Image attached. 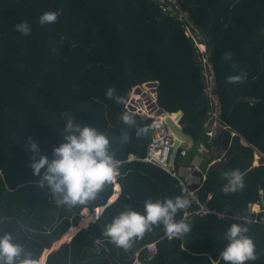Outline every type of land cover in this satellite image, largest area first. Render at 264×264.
<instances>
[{"label": "trees", "instance_id": "trees-1", "mask_svg": "<svg viewBox=\"0 0 264 264\" xmlns=\"http://www.w3.org/2000/svg\"><path fill=\"white\" fill-rule=\"evenodd\" d=\"M172 1L170 8L158 0H0V238L11 234L32 259L39 261L70 229L67 236L86 227L95 209L104 206L99 220L51 252L46 264H135L137 259L140 264H225L220 253L228 243L227 229L233 223L244 225L245 217L251 221L249 232L261 227L264 208L254 214L249 205L260 204L264 190V162L254 167L256 149L264 154V0ZM178 5L182 12L176 15ZM48 11L62 14L57 22L41 26L39 17ZM24 21L31 25L29 36L16 31ZM193 24L206 45L215 99L205 92L204 55L187 33L186 26ZM225 52L232 53L231 60L224 59ZM240 72L247 74L245 82H227ZM148 83L157 84L160 110L184 112L182 123L195 138L186 153L179 150L177 173L192 166L198 144L209 141L206 124L217 100L221 127L208 146L223 151V158L203 167L205 181L191 187L217 214H196L199 206L178 177L152 163L126 160L130 154L143 157L152 138L150 127L137 138L135 128L128 129L120 119L127 111L140 126H149V119L126 109L132 87ZM109 88L125 103L109 99ZM69 120L110 138V151L119 161L118 196L113 184L87 205L58 206L46 182L41 186L45 169L41 176L33 174L29 139L51 161L53 149L65 142ZM122 128L131 135L126 144L120 141ZM237 168L246 187L225 194L222 173ZM112 196L117 200L109 203ZM176 196L191 201L177 221L193 212L185 218L193 224L191 233L182 238L169 239L163 226H154L125 252L105 235L107 225L128 208L143 213L146 200ZM81 214L85 219L80 224ZM155 241L153 256L144 247ZM148 256L154 259L148 261ZM246 264H264V257Z\"/></svg>", "mask_w": 264, "mask_h": 264}, {"label": "clouds", "instance_id": "clouds-1", "mask_svg": "<svg viewBox=\"0 0 264 264\" xmlns=\"http://www.w3.org/2000/svg\"><path fill=\"white\" fill-rule=\"evenodd\" d=\"M61 14V11L44 12L39 17L38 22L41 26L55 23ZM15 28L17 32L24 36H29L32 31L31 25L26 21L18 23ZM204 46L206 49V45ZM204 58L208 60L207 54ZM224 59L231 60L232 53L225 52ZM233 68L235 69L237 66L233 65ZM246 79L247 74L244 72L226 78L229 84L243 83ZM115 91V88H109L106 93L107 97L115 99L119 104L125 103L124 97L115 95ZM149 93L151 95L146 93L144 97H152L153 92L150 91ZM154 102L157 105V94ZM143 118L149 119L147 117ZM214 118L218 119V115ZM120 119L128 129L135 128L137 138H142L149 132V126H140L132 113L126 111L121 115ZM181 124L183 123L181 122ZM216 126L221 127L220 124ZM63 134L65 142L53 149L54 158L51 161L47 156L39 154V146L36 141L29 139L28 142L29 150L33 154L30 157L29 166L33 169V174L36 176H41V170L45 169L44 174L41 176V186L46 182L49 190L57 198L58 206L66 205L72 208L77 205H87L90 201H95L107 185L115 184V186H118L115 182L119 175V161L115 159V153L110 151L111 141L107 134L100 132L95 127L75 124L71 120L67 121ZM130 140L129 131L122 128L120 132L121 143L126 144ZM130 155L135 156V154ZM37 156H39L38 159ZM129 156L126 159L127 161L137 159L128 160ZM199 173H201V170ZM222 176L227 181L222 188L225 194H234L238 191H243L246 187L244 174L238 168L225 171ZM115 200H117V197L112 196L109 203L115 202ZM190 205L191 201L183 196L165 198L155 202L151 199L146 200L143 213L128 208L107 225L105 235L110 238L111 243L118 248H123L125 252L129 251L137 240H143L146 233L152 232L154 226H163V230L169 239L182 238L186 234L191 233L193 224L185 222L183 219L177 221L175 218L179 212L188 209ZM258 205L260 207L259 211L250 212L254 214L260 213L262 207L260 204ZM105 209L97 207L95 209V218H89L90 224L97 222ZM83 211L87 213L88 209L84 208ZM242 219L245 220L244 225L233 223L227 229L226 239L228 243L220 253L225 264H246V262H254L258 259L257 245L247 235L249 229L246 225L251 223V221L247 217ZM255 222L259 221L255 220ZM262 225H264V219L262 220ZM261 252H264V249H259V253ZM22 255L26 258L21 259ZM147 259L151 261L154 257L148 256ZM137 261L138 259L135 264ZM0 264H43V258L39 261L32 259L30 254L24 253L23 246L13 242L11 234H5L0 238Z\"/></svg>", "mask_w": 264, "mask_h": 264}, {"label": "built area", "instance_id": "built-area-1", "mask_svg": "<svg viewBox=\"0 0 264 264\" xmlns=\"http://www.w3.org/2000/svg\"><path fill=\"white\" fill-rule=\"evenodd\" d=\"M208 66H210L208 64ZM205 70L207 71V68L204 66ZM211 70V66H210ZM206 80L208 81V89H207V95L215 99L213 96V89L216 87L214 78H213V73L206 74ZM215 106L219 107V104L217 103V100L214 101ZM151 108L147 109L146 111H143L141 108H139L140 112L146 115L147 118L150 119L149 121V127L151 129L152 133V138L151 141L148 145L147 152L143 157H135L133 155H130L128 160L132 159H140L142 161H147L152 164H155V166L164 169L168 173H171L174 177L180 178L186 176L187 178L184 181H180L184 192L188 193V195L197 203L199 208L196 210V214L198 215H210V214H217L215 211L210 210L207 206L202 204L196 193L197 189L193 190L192 188L195 187L193 186L197 182L203 183L206 179L205 175L199 176V180H197V176L195 175L196 168H193L194 166L191 167H186L182 168L180 170V174L176 172V166H175V159L173 158V149L175 145V134L168 125L166 121V114H160L158 115V107L156 109L150 110ZM218 111V109H217ZM215 112V111H214ZM213 112V113H214ZM155 113L158 116H155ZM218 112L213 114V117H217ZM219 125L218 122H215V126ZM212 133V132H210ZM185 171V174H184ZM179 175V176H178ZM201 185V184H199ZM192 187V188H191ZM193 212L188 213V215H191ZM219 216H222L218 214ZM146 249L151 253V255H156L158 252V247H157V242H153L150 244H147L145 246ZM136 264H140L138 261Z\"/></svg>", "mask_w": 264, "mask_h": 264}, {"label": "rangeland", "instance_id": "rangeland-1", "mask_svg": "<svg viewBox=\"0 0 264 264\" xmlns=\"http://www.w3.org/2000/svg\"><path fill=\"white\" fill-rule=\"evenodd\" d=\"M158 1H160L161 2V4L162 5H165V6H167L168 4H169V6L168 7H170V8H172V5H170V2H173L172 0H158ZM168 1H169V3H168ZM174 14H180V12H182V9H181V7L178 5V6H176L175 7V9H174ZM187 27V33H188V35H190V36H193V38L195 39V41H196V44H197V47L199 48V50H200V53L202 54V56L203 57H205V55H206V49H205V46L203 45V42H201V40H200V38H198V36L200 35V31L196 28V26L193 24V25H188V26H186ZM199 40H200V42H199ZM206 51V52H205ZM202 60V63H203V65L207 68V71L206 72H204L203 71V73H204V79H205V81H206V86H207V88H206V90H205V92L207 93V89H208V81L206 80V74H210V73H213V69H211L210 70V66H208V60H207V58H204V59H201ZM204 70H205V68H204ZM141 88H139L138 87V85L136 84L135 86H133L132 87V92H131V95H130V97H129V99H128V102H127V105H126V109H128V110H130V111H132L133 113H136V114H138V115H140V116H142V117H146V115H144L143 113H141L140 112V110H139V108H141L143 111H146L147 109H149V108H151L150 110H152L153 111V109H156V107H157V105L155 104V102L154 101H156V93L155 92H153V94H152V97H144V96H142V94L143 93H148L149 95H151L149 92L150 91H147L146 89H144V87L143 86H140ZM139 89L142 91V93L139 91ZM211 109H212V111H215L214 113H216V112H219V107H217V106H215V104H212V107H211ZM217 109H218V111H217ZM214 113H210V118H214L213 117V114ZM157 114L158 115H160V114H166V115H168V114H170L169 112H166V111H162V110H160V108H159V110H158V112H157ZM156 113H155V116H158ZM167 118H168V116H166V121H167ZM182 122V121H181ZM168 123V122H167ZM208 123V122H207ZM211 126V125H210ZM219 128L220 127H217L216 129H218L219 130ZM207 129V131H206V133L208 132V128H206ZM213 133V132H212ZM233 134H234V132H232ZM215 135V134H214ZM213 135V136H214ZM208 143H209V141L207 142V141H204V142H202V143H200V144H198V146H197V149H198V154H201V153H203V155H204V152H205V150H206V148L208 147V148H210V146H208ZM183 145H186V146H190V147H193V146H191V145H194V142L191 144V143H184ZM184 150H186L187 151V149L186 148H184L183 149V153H186V152H184ZM219 153V155H221V159L223 158V154H224V152L222 151V153H221V151H219L218 149H214L213 150V152H212V157H214L215 155H217ZM202 156V155H201ZM206 156V155H205ZM261 156V155H260ZM261 159H264V156H261V157H257V155H256V159H255V164H256V166H257V164H258V166H259V164H261ZM218 161H221L220 159H217ZM217 161V162H218ZM259 162V163H258ZM189 167H191V166H189ZM199 166H198V164H197V162L196 163H194V167L193 168H196L195 170H196V172H195V175L197 176V180H199L198 178H200L199 176L201 175H203V174H201V173H199V171L201 170V168H198ZM182 171V170H181ZM179 174H180V171H179ZM199 174V175H198ZM179 176V175H178ZM180 181L182 180V181H184V179H183V177H181L180 176V178H178ZM201 179V178H200ZM115 183H117V180H116V182ZM199 184H203V183H201V182H197V183H195L193 186H195L196 185V187L199 185ZM115 185V184H114ZM116 190H118V186H115V189H114V193H118V192H116ZM185 194H187L188 195V193H185ZM189 196V195H188ZM190 197V196H189ZM106 206H104L103 208H105ZM249 209H250V211H259L260 210V207H259V205L258 204H250L249 205ZM263 209V208H262ZM90 211V210H89ZM81 216V215H80ZM95 218V217H94ZM81 219H82V217H81ZM181 219H183L184 220V218H181ZM263 220V219H262ZM262 222V221H261ZM85 226V225H84ZM262 226V225H261ZM87 227V226H86ZM71 230V229H70ZM69 230V231H70ZM68 231V232H69ZM67 232V233H68ZM78 233V232H77ZM76 233V234H77ZM76 234H74V235H76ZM73 237V236H72ZM71 237V238H72ZM70 238V239H71ZM156 242H158V241H156ZM44 253V252H43ZM43 256V255H42ZM42 258V257H41Z\"/></svg>", "mask_w": 264, "mask_h": 264}, {"label": "water", "instance_id": "water-1", "mask_svg": "<svg viewBox=\"0 0 264 264\" xmlns=\"http://www.w3.org/2000/svg\"><path fill=\"white\" fill-rule=\"evenodd\" d=\"M156 86H157V84L148 83V84H145L143 87L147 91H151V92H155L156 93ZM139 91L142 92L140 89H139ZM142 96H146V94L143 93ZM176 116H177L176 120L173 119V115H171V114H169L168 118H167L168 125L170 126V128L172 129V131L174 132V134L176 136L175 146H174V149H173V158L174 159L176 157V154H177L179 148L184 143H192V142L195 141V138L193 137V135L188 133L187 130H186L187 124L186 123L181 124V121H182V119L184 117V112L181 111V112L177 113ZM1 172H2V170L0 169V173ZM260 195L262 196L261 200H260V206L262 208H264V190L263 189L260 190ZM238 214H240V213L238 212ZM85 228L86 227H81L77 231H74V233L71 234V235L74 236V234H76L77 232H79V231H81L82 229H85ZM71 235L69 234L68 236H66L64 238V240L61 239L62 241L60 240V241L55 242L49 249H46L44 251L43 256H42V258L44 259L43 264H46L47 258H48V256L50 255L51 252L59 249L64 242L70 240V238L72 237ZM247 235L249 236V238H251L253 241L256 242V244L258 245L259 249H264V225H262L259 228L257 233L248 232ZM258 256L259 257H264V252L258 253Z\"/></svg>", "mask_w": 264, "mask_h": 264}, {"label": "crops", "instance_id": "crops-1", "mask_svg": "<svg viewBox=\"0 0 264 264\" xmlns=\"http://www.w3.org/2000/svg\"><path fill=\"white\" fill-rule=\"evenodd\" d=\"M216 121H218L216 118H209L208 119V123L206 124V127L208 128V132H207V134L209 135V136H211L210 138H209V142H211V138L213 137V135L215 134V132L218 130V129H216L217 127H220V126H215V122ZM211 125V126H210ZM210 132H213V134L211 135V133ZM193 143V142H192ZM191 143V144H192ZM183 146V148H186L187 149V151H188V149H190V148H192V147H190V146H186V145H182ZM191 146H193V145H191ZM214 149H217V148H215L214 146L213 147H211V148H206V150H205V152H204V155H203V153H201V154H198V152L196 153V155L194 156V159H193V161H192V166H194V163H196L197 162V164H198V168H201V173H202V168L203 167H205V168H208L209 166H212V164H215V163H217V159H220L221 160V155H219V153L217 154V155H215L214 157H212V152H213V150ZM186 150H184V152H187ZM202 155V156H201ZM206 155V156H205ZM256 155H257V157L259 158V157H261V156H264V154L263 153H261L260 152V150L259 149H256ZM256 155H255V158H256ZM261 155V156H260ZM219 162V161H218ZM261 163L262 162H264L263 161V159H261V161H260ZM259 163V162H258ZM256 166V164H255V162H254V167ZM257 166H258V164H257ZM184 169V168H186V166H182L181 168H180V170L181 169ZM183 171V170H182ZM184 174H185V171H184ZM187 177L186 176H184V180L186 179ZM120 191V187H119V185H118V190H116V192H119ZM117 196H118V193L116 194ZM262 197V196H261ZM210 198H212V196L211 195H209V199ZM186 216L187 215H185L184 216V220H185V218H186Z\"/></svg>", "mask_w": 264, "mask_h": 264}, {"label": "bare ground", "instance_id": "bare-ground-1", "mask_svg": "<svg viewBox=\"0 0 264 264\" xmlns=\"http://www.w3.org/2000/svg\"><path fill=\"white\" fill-rule=\"evenodd\" d=\"M173 119L176 120L174 117H173ZM81 217H82V219H81V221H80V224H81V223L84 221V219H85L84 216H83V214H81ZM89 224H90V223H89ZM87 226H88V225H87ZM72 228H73V227H72ZM67 234H68V233H67ZM67 234H66V236H67ZM66 236H65V237H66ZM65 237H64V238H65Z\"/></svg>", "mask_w": 264, "mask_h": 264}]
</instances>
